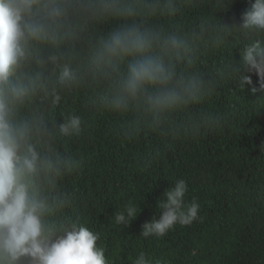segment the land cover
I'll return each mask as SVG.
<instances>
[{"label":"clouds","instance_id":"obj_1","mask_svg":"<svg viewBox=\"0 0 264 264\" xmlns=\"http://www.w3.org/2000/svg\"><path fill=\"white\" fill-rule=\"evenodd\" d=\"M233 2L0 0V264H111L100 233L68 212L74 193L65 180L81 164L70 145L90 128L70 102L119 117L115 132L127 141L170 142L224 121L202 107L221 73L245 93L254 72L251 93L262 94L253 101L264 100V0H250L242 24L223 23L215 13ZM225 47L228 58L207 70L203 54ZM158 155L153 148L146 159ZM188 190L184 179L171 184L140 236L161 238L202 219ZM141 211L129 205L112 219L124 228ZM132 264L156 262L141 251Z\"/></svg>","mask_w":264,"mask_h":264},{"label":"trees","instance_id":"obj_2","mask_svg":"<svg viewBox=\"0 0 264 264\" xmlns=\"http://www.w3.org/2000/svg\"><path fill=\"white\" fill-rule=\"evenodd\" d=\"M249 7L250 0H234L227 11L215 15L223 23L242 24ZM244 46L233 49L237 64ZM230 52L228 47L207 51L202 64L213 71ZM248 75L253 84L243 93L233 92L236 83L230 85V78L220 74L218 91L202 106L224 115L218 127L170 142L152 135L127 141L115 132L119 117L90 113L70 102L90 128L70 145L81 164L65 180L74 193L68 212L100 233L97 243L111 264H132L141 251L156 264H264V100L253 101L262 94L251 93V87L259 88L260 77ZM62 120L58 115V123ZM153 148L159 155L146 159ZM178 179L187 182L185 199H196L202 219L177 225L161 238L140 236L143 225L159 218L164 192ZM129 205L142 211L123 228L112 217Z\"/></svg>","mask_w":264,"mask_h":264}]
</instances>
